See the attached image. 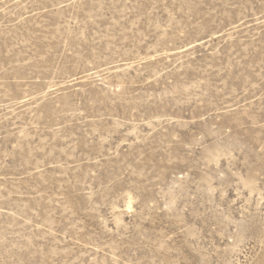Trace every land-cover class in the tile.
<instances>
[{"label":"rangeland","instance_id":"374dc122","mask_svg":"<svg viewBox=\"0 0 264 264\" xmlns=\"http://www.w3.org/2000/svg\"><path fill=\"white\" fill-rule=\"evenodd\" d=\"M0 264H264V0H0Z\"/></svg>","mask_w":264,"mask_h":264}]
</instances>
